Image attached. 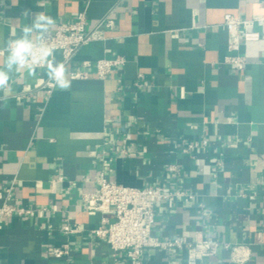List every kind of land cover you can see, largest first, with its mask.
<instances>
[{
	"label": "crops",
	"instance_id": "obj_1",
	"mask_svg": "<svg viewBox=\"0 0 264 264\" xmlns=\"http://www.w3.org/2000/svg\"><path fill=\"white\" fill-rule=\"evenodd\" d=\"M81 14L89 30L108 16L115 25L71 64L61 52L50 58L68 87L56 82L50 94L47 66L5 67L9 44L38 17L54 31ZM229 14L253 21L264 0H0V69L9 75L0 88V192L12 188L31 212L4 222L0 264H128L91 233L104 216L86 210L84 196L101 172L128 187L183 192L174 208L157 204L152 234L222 244L197 264H264V25L246 42L243 28L227 31ZM40 35L33 29L29 39ZM227 56L244 57V69ZM118 57L126 63L101 79L98 62ZM67 224L81 231L67 234ZM66 244L68 256H49ZM143 262L188 264V251L148 249Z\"/></svg>",
	"mask_w": 264,
	"mask_h": 264
},
{
	"label": "built area",
	"instance_id": "obj_2",
	"mask_svg": "<svg viewBox=\"0 0 264 264\" xmlns=\"http://www.w3.org/2000/svg\"><path fill=\"white\" fill-rule=\"evenodd\" d=\"M264 25V15L257 16L253 21H243L240 18L227 15L224 26L231 36H236L241 28L244 29V39L246 42L258 41L260 34L253 30L254 25ZM114 20L108 16L91 30L87 28V20L84 14L69 24H63L56 30L47 29L41 33L40 38L33 41L34 44H43L56 52H61L63 56V66L71 64L78 53L95 41L105 40L103 28H112ZM237 44L235 40L230 44L232 49ZM9 52V47L6 50ZM51 58V57H50ZM49 58V59H50ZM125 58L118 57L113 60H101L98 62V75L101 79H106L113 69L124 65ZM225 63L234 66L238 70H243L246 59L242 56H227ZM46 65L26 66L28 68H44ZM75 79L86 78L85 73H72ZM56 84L55 79L45 83V88L51 94ZM196 146H188L184 153L192 155ZM171 171L176 172L177 168L172 166ZM98 189L94 193L84 196V205L90 212L101 213L104 217L102 224L91 230L92 235L108 243L114 253H126L128 264H144L143 257L148 249H187L188 264H197L205 259L215 257L222 244L212 238L196 240L174 239L163 241L152 234V230L157 221L156 206L161 202H166L170 208H174L178 198L184 196L183 192H166L161 187L135 188L119 184L109 179L105 172H101L97 179ZM0 231L4 222L14 216H24L31 212L20 208L14 202L13 190L9 188L5 193L0 192ZM112 216L113 221L108 217ZM67 234L80 232L79 227L70 224L64 226ZM242 246L232 248V256L235 262L243 263L245 258L240 254ZM69 246L52 247L48 254L54 258H64L69 255Z\"/></svg>",
	"mask_w": 264,
	"mask_h": 264
},
{
	"label": "clouds",
	"instance_id": "obj_3",
	"mask_svg": "<svg viewBox=\"0 0 264 264\" xmlns=\"http://www.w3.org/2000/svg\"><path fill=\"white\" fill-rule=\"evenodd\" d=\"M52 21L45 17H38L33 23L32 28H26L24 35L9 44V55L5 63V67L10 71L14 66H39L46 65L49 69L50 76L56 80L60 87H68V81L64 77V68L62 65L54 63V59H49L53 56V50L42 43L37 45L29 39V34L33 29L44 33L47 31V26ZM9 80L8 71L0 69V88L7 85Z\"/></svg>",
	"mask_w": 264,
	"mask_h": 264
}]
</instances>
